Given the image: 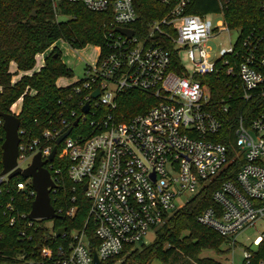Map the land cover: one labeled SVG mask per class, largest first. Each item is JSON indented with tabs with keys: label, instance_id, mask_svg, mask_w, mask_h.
<instances>
[{
	"label": "built area",
	"instance_id": "built-area-1",
	"mask_svg": "<svg viewBox=\"0 0 264 264\" xmlns=\"http://www.w3.org/2000/svg\"><path fill=\"white\" fill-rule=\"evenodd\" d=\"M159 1L167 6L166 15L149 23L144 35H136L131 27L138 19L133 0H50L54 6L78 3L91 12L110 13L112 28L106 37V51L102 53L98 47L95 63L87 64L85 77L74 88L75 94L81 96V115L77 117L72 110L68 119L45 128L38 137L26 136L20 125L18 128L16 166L27 167L39 152L55 183L49 169L51 162L55 157L66 159L72 192L79 185L90 203L88 216L94 224L97 244L84 228H65L60 234L65 243L40 249V254L54 264H93L94 252L100 264H122L119 255L126 245L141 241L149 229L162 225L178 209L176 200L199 193L239 155L242 163L234 179L224 180L213 190L216 205L203 208L195 220L231 238L264 219V112L249 126L239 119L235 130L237 151L230 158L227 145L215 138L222 123L207 110L209 91L200 79L226 66V72L237 78L244 101L256 94L264 96V31L240 38L239 32L227 25L222 11L198 15L188 11L194 0ZM227 1L218 3L221 6ZM259 3L264 18V0ZM213 15H220L222 20L213 23L208 18ZM116 28L132 30L133 34L127 37L115 32ZM222 32L229 37V47L215 52L209 42ZM180 51L193 65L190 74L181 64ZM173 52L182 74L172 69ZM233 56L239 58L235 68L229 66ZM97 89L99 95L93 98ZM130 90L148 93L157 103L120 121L115 113L117 98ZM16 103L10 114L18 117L20 110L13 109ZM87 103L89 110L84 113ZM89 115L94 118L90 133L72 135V129ZM69 128V134L57 143ZM53 147L56 152L49 160ZM29 158L30 163L22 166L21 162ZM8 173L0 171V209L10 225L21 219L31 226L35 219L29 218V213L14 214V206L7 198L15 189L25 191L33 201L36 190L31 178L9 177ZM16 176L22 179L12 182ZM70 202L55 212L73 217L75 194L70 196ZM263 236L264 233L257 235L253 244L257 245ZM251 259L252 251H245L244 263ZM257 264L264 263L260 260Z\"/></svg>",
	"mask_w": 264,
	"mask_h": 264
},
{
	"label": "trees",
	"instance_id": "trees-1",
	"mask_svg": "<svg viewBox=\"0 0 264 264\" xmlns=\"http://www.w3.org/2000/svg\"><path fill=\"white\" fill-rule=\"evenodd\" d=\"M133 5L138 19L131 27L136 35H144L148 24L163 18L168 11L167 6L159 0H133ZM188 11L198 15L222 11L227 25L237 30L240 38L264 31L259 0H228L221 6L218 0H194ZM110 22V13L91 12L78 3L54 6L50 0H0V113L10 114L11 106L21 99L18 115L20 128L31 138L41 136L45 128L68 119L72 110L79 117L81 112L78 103L81 96L75 94L74 88L80 81L65 87L56 85L59 78H72L73 74L63 63L62 53L55 43L63 41L72 50L99 47L104 53L106 37L112 31ZM50 49L44 58V65L37 72L23 75L12 83L18 71H31L36 56ZM172 58V69L182 74L175 52ZM238 61L239 58L233 56L229 59V66L235 68ZM10 63L16 65L15 73L9 71ZM226 69V66L221 67L216 74L200 79L206 82L209 91L206 108L222 123L215 138L227 145L228 156L232 158L237 151L235 130L239 119L242 118L245 126H249L253 119L264 112V96L256 94L249 101H244L237 78L234 74H228ZM156 103L157 100L148 93L125 91L117 98L115 113L122 121L145 112ZM223 108L227 111L223 112ZM92 120L94 118L87 116L85 121L72 129L71 134L88 135L94 128L90 124ZM3 140L4 129L0 122V171ZM51 163L49 169L55 179V190L50 191L51 203L57 211L69 206L70 196L75 194L74 216L54 218L52 227L47 225L48 219H35L31 226L16 219L10 225L7 215H3L0 209V264H54L53 260L40 254V249L44 245L66 242L56 236V231L61 227L67 230L84 228L93 244H97L93 237L94 224L88 216L89 200L79 185L75 193L72 192L73 183L67 176L68 161L55 157ZM241 163L239 155L212 182L168 216L162 225L154 229L155 238L151 243H141L139 247L135 244L126 245L119 255L123 256L122 264H149L154 258L160 260L161 264H223L213 258L200 256V253L203 250L223 252L220 246L227 238L198 224L195 216L203 208L216 205L212 198L213 190L224 180L234 179ZM19 179L22 177L16 176L11 181ZM7 196L14 206V214L30 212L32 197L27 196L25 191L13 189ZM256 246L248 264H257L260 260L264 263V236Z\"/></svg>",
	"mask_w": 264,
	"mask_h": 264
},
{
	"label": "rangeland",
	"instance_id": "rangeland-1",
	"mask_svg": "<svg viewBox=\"0 0 264 264\" xmlns=\"http://www.w3.org/2000/svg\"><path fill=\"white\" fill-rule=\"evenodd\" d=\"M213 23L219 22L222 20L220 15H213L208 17ZM235 39V33H232L231 40ZM55 46L62 53V61L63 63L72 70L73 77L72 78H63L59 81L60 86H67L74 82H77L85 77V68L87 64H94L98 52L94 46H87L81 50H72L65 42L57 41ZM209 46L216 52L221 48L229 47V37L225 32L219 34L214 41L209 42ZM51 51L48 50L45 52L44 56H40L36 59L35 67L33 72H37L42 63L44 62L45 56ZM179 57L182 66L185 68L187 73H192L193 65L186 58L183 51L179 52ZM10 71V68H9ZM32 72V73H33ZM21 74H17V77L12 78V83L18 81L22 76ZM31 75V74H30ZM19 77V78H18ZM21 101H17L15 107L13 109L15 111L20 110ZM236 153V152H235ZM30 158L26 161L21 162L22 166H26L30 163ZM191 194H186L183 197L176 200L175 206L183 205L189 198ZM53 220L48 219L47 225L52 227ZM264 233V219H260L256 221L253 225L245 227L234 237L227 238L226 241L220 246V249L223 252H216L214 250H203L200 253V256L210 257L215 260L222 262L223 264H243L244 260V252L247 250L255 251L257 246L253 244V239L257 235H261ZM155 238V230L149 229L146 234L143 236L142 240L135 243V246H141V243L149 244ZM120 260L123 261V256L120 257ZM149 264H161L160 260L154 258Z\"/></svg>",
	"mask_w": 264,
	"mask_h": 264
},
{
	"label": "water",
	"instance_id": "water-1",
	"mask_svg": "<svg viewBox=\"0 0 264 264\" xmlns=\"http://www.w3.org/2000/svg\"><path fill=\"white\" fill-rule=\"evenodd\" d=\"M34 14V13H33ZM115 32H118L127 37H131L133 32L129 29L116 28ZM99 90H95L92 94L93 98L98 97ZM89 104L87 103L83 107V112L88 113ZM0 119L2 120V127L4 129V140L1 145L2 148V170L1 173H8L9 177L15 175H21L23 178H31L33 187L36 190L35 198L31 203V210L29 212V218L31 219H54L59 217L55 212V209L51 203L50 199V188H52L55 183L51 178L50 172L47 168L44 167L46 160H42L40 153H36L31 163L25 167H17V154H18V143L19 135L18 128L20 125V119L12 114L0 113ZM77 120L74 124H77ZM71 128L62 133L56 140L59 143L65 136L70 132ZM56 152V147H53L48 159L52 160ZM86 188V185L83 186V189ZM65 228L61 227L56 231V236H60L61 232ZM93 264H100V261L97 257V254H93Z\"/></svg>",
	"mask_w": 264,
	"mask_h": 264
},
{
	"label": "crops",
	"instance_id": "crops-1",
	"mask_svg": "<svg viewBox=\"0 0 264 264\" xmlns=\"http://www.w3.org/2000/svg\"><path fill=\"white\" fill-rule=\"evenodd\" d=\"M96 49H97V52H98V47H95ZM44 54L45 53H43V54H39V55H37L36 56V59L38 58V57H40V56H44ZM44 65V62L42 63V65H41V67ZM35 67V66H34ZM40 67V68H41ZM69 68V67H68ZM16 65L14 64V63H10V72L11 73H15L16 72ZM33 70H34V68L31 70V71H28V72H21V71H18L17 72V74L19 73V74H21L20 76H23V75H30V74H32V72H33ZM15 77H17V75H15V76H13V78H15ZM19 78V77H18ZM64 77H62V78H59L57 81H56V85L58 86V87H62V86H60L58 83H59V81L60 80H62ZM63 87H65V86H63Z\"/></svg>",
	"mask_w": 264,
	"mask_h": 264
}]
</instances>
